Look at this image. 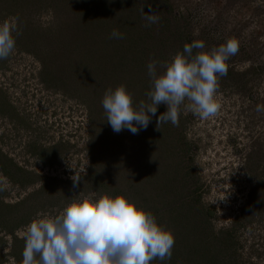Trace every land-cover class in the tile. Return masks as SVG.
I'll use <instances>...</instances> for the list:
<instances>
[{"label": "rangeland", "instance_id": "374dc122", "mask_svg": "<svg viewBox=\"0 0 264 264\" xmlns=\"http://www.w3.org/2000/svg\"><path fill=\"white\" fill-rule=\"evenodd\" d=\"M79 2L0 0V23L17 29L0 60V264H22L33 220L105 194L126 196L174 235L171 260L151 264H264V0H93L107 20L86 26L98 50L86 67L70 28L85 24ZM142 9L159 22L148 26ZM229 39L240 48L219 78L216 116L181 106L178 126L157 130L158 109L135 136L112 130L106 90L124 85L138 90L134 104L148 102V63L194 40L207 52Z\"/></svg>", "mask_w": 264, "mask_h": 264}, {"label": "clouds", "instance_id": "9594fccd", "mask_svg": "<svg viewBox=\"0 0 264 264\" xmlns=\"http://www.w3.org/2000/svg\"><path fill=\"white\" fill-rule=\"evenodd\" d=\"M144 19L150 26L160 17L144 13ZM16 31L9 22L0 23V60L14 52ZM110 38L123 39L124 34L113 29ZM239 48L238 40L229 39L206 52L201 51L204 41L194 40L171 61H151L148 102L134 104L124 85L106 90L102 107L108 124L115 133L138 134L147 130L160 105L167 110L157 117V130L169 122L178 126L181 106L201 119L216 116L221 107L216 100L219 78L228 74L227 62ZM257 111H264V105H258ZM72 179L78 186L79 181ZM174 244L172 232L126 196L89 195L73 200L58 215L26 226L22 264H151L155 259L170 261Z\"/></svg>", "mask_w": 264, "mask_h": 264}, {"label": "trees", "instance_id": "16d2710c", "mask_svg": "<svg viewBox=\"0 0 264 264\" xmlns=\"http://www.w3.org/2000/svg\"><path fill=\"white\" fill-rule=\"evenodd\" d=\"M82 5H81V9L77 10V14L75 15V17L80 13L82 12L81 10H83V17H82V20L85 21V24H81L80 21L76 20V23L73 21L72 24L70 25V28H71V32L73 34V37H75L74 40H76L77 44L80 46L82 45L83 46V49L82 50H79L78 49V52L80 54V57L79 59L77 60V66L78 67H86L87 65H89L90 62H93V61H97L96 58L92 55H90V53L92 51H95L97 50V41H94V38L92 36L89 35V28H87L86 26H92L93 25V19L94 18H97L102 16L104 18V20H107V18L103 15L105 13V11L103 9H100L97 5H95L93 3V0H80V2ZM75 4V3H74ZM78 4V2H77ZM74 6V5H73ZM58 7V6H56ZM57 9L58 8H55V13L57 12ZM84 13H86L87 15H84ZM74 17V18H75ZM87 17H90V21L87 20ZM121 22L123 20H120ZM132 32H135L134 31V28L132 30ZM107 41L108 40H112V39H109V38H106ZM104 44H106L107 42H104V40L102 41ZM101 42V43H102ZM89 44V46H88ZM87 46V47H86ZM107 47H109L107 45ZM98 51V50H97ZM97 54V53H96ZM98 55V54H97ZM96 55V57H97ZM93 58V59H92ZM98 58V57H97ZM94 67H96V65H94ZM147 69V67H146ZM79 71V69H78ZM146 73H148V71H146ZM79 75L82 76V74L80 73ZM91 75H93V71L91 70ZM83 77L85 79V74H83ZM81 79H83L82 77H80ZM92 84H95L94 81L91 82ZM138 91V90H137ZM136 90L135 91H132L131 88L129 89V92L132 94V96L137 92ZM158 109H161L162 112L164 113L167 108L165 105H160ZM101 116V115H100ZM155 120V118L153 117V120L152 122ZM151 122V123H152ZM135 136V134H134ZM110 141V140H109ZM121 145H123V143H121ZM126 145V143H125ZM122 147V146H121ZM95 159V158H93ZM176 183H175V179L171 182V185L174 186ZM126 188H124L123 190L122 189H116L113 191V193L115 191H119V190H122L124 191Z\"/></svg>", "mask_w": 264, "mask_h": 264}]
</instances>
